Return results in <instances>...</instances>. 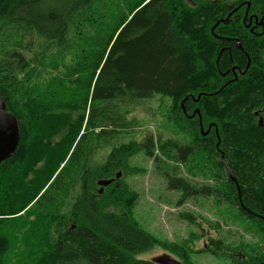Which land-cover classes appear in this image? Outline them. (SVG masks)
<instances>
[{"label": "trees", "instance_id": "1", "mask_svg": "<svg viewBox=\"0 0 264 264\" xmlns=\"http://www.w3.org/2000/svg\"><path fill=\"white\" fill-rule=\"evenodd\" d=\"M190 2L0 0V95L21 131L15 154L0 164V264H155L136 256L158 244L190 254L178 249L186 242H162L134 219L139 194L126 177L141 171L130 160L152 157L154 139L114 144L131 105L155 95L172 98L168 120L197 144L183 145L180 160L205 148L219 171L233 173L238 185L229 177L225 200L264 240V126L256 115L264 109V31L242 24L238 1L234 10L225 0ZM249 3L263 18L264 0ZM249 61L234 80L232 67L244 72ZM171 147L159 142L162 152ZM165 178L182 191L180 202L213 191ZM263 240L261 253L241 248L236 261L264 264Z\"/></svg>", "mask_w": 264, "mask_h": 264}, {"label": "rangeland", "instance_id": "2", "mask_svg": "<svg viewBox=\"0 0 264 264\" xmlns=\"http://www.w3.org/2000/svg\"><path fill=\"white\" fill-rule=\"evenodd\" d=\"M186 1L191 3V0ZM225 1L229 9H233L232 3L238 1L245 11L246 2L249 0ZM229 13L228 11L224 18L228 17ZM183 101L181 106L184 111ZM172 106V98L162 95H155L150 100L131 105L128 109L130 114L126 117L129 126L114 144L131 141L144 143L147 138L154 139L156 149L152 157L140 152L130 160V165L142 172L126 177L130 188L139 194L133 211L134 219L144 230L162 242L175 245L186 242L184 245L188 249H178H183L186 253L190 250V254L185 257L177 251L175 256L165 250L162 244H158L148 252L136 256V259L151 262L165 257L179 264H187L189 260L192 264H240L236 259L243 257L241 248H246L248 253L254 255L261 253L259 249L263 244L262 234L249 230L252 229L251 225L247 218L239 215L235 202L229 204L225 200L229 177L235 176L224 170L219 171L207 154V149L200 148L193 156L188 153L186 162L180 160L182 154L178 148L171 150V147L166 152L161 151L159 142L181 145L180 148L183 145L191 148L197 146L178 126L168 120ZM197 113L199 111L192 113L190 117L197 116ZM110 152V148L98 150L94 155L95 163L103 164ZM156 158L161 159L162 169L160 165L158 168ZM168 173L188 180L193 189L200 192L212 189V196L192 194L189 199L180 202L183 193L179 189L168 187L165 178ZM120 176L123 177V174L118 178ZM97 194L101 195V192ZM13 231L19 233L17 230ZM217 241H221L223 247L216 246Z\"/></svg>", "mask_w": 264, "mask_h": 264}, {"label": "water", "instance_id": "3", "mask_svg": "<svg viewBox=\"0 0 264 264\" xmlns=\"http://www.w3.org/2000/svg\"><path fill=\"white\" fill-rule=\"evenodd\" d=\"M220 1V0H216ZM200 96L198 97V99ZM259 115V113H256ZM259 125H263V120L260 118ZM202 133L206 136L207 133L203 132V128H201ZM21 138L20 124L17 117L7 110V104L3 97L0 95V164L9 160L16 152ZM236 182V178H234ZM110 182H101V187H107ZM161 264H175L171 260L165 258Z\"/></svg>", "mask_w": 264, "mask_h": 264}, {"label": "flooded vegetation", "instance_id": "4", "mask_svg": "<svg viewBox=\"0 0 264 264\" xmlns=\"http://www.w3.org/2000/svg\"><path fill=\"white\" fill-rule=\"evenodd\" d=\"M248 3H249V1H247L246 2V5H245V7H246V11H245V14H244V16H243V19H242V24L243 25H245V26H250L249 27V31H250V33L251 34H255V32L256 31H259V29L261 28L263 31H264V17L263 18H258L257 17V15L256 14H251L250 12H248V10H247V8L249 9V7H250V3H249V5H248ZM229 15H231L230 16V18H225V19H223V21H226L227 20V24L229 23V22H231L232 21V17H233V15H234V11H231L229 14H228V16ZM219 23V22H218ZM240 45V44H239ZM248 63H250V66H251V62L249 61ZM250 68V67H249ZM248 66L246 67V70L243 72L242 70H240V68H239V66H237V65H235V66H233L232 67V69H231V72H233V70L236 72H242L243 74L246 72V71H248ZM235 72H233V74H235ZM229 72H226L225 73V75H227ZM235 79V78H234ZM184 102V101H183ZM186 102V101H185ZM184 104V103H183ZM184 113H186V111L184 110ZM257 113H259V115H257V117H258V120L260 121V118L263 120V125L262 126H264V109L263 110H261L260 112H257ZM260 126V125H259ZM261 127V126H260ZM179 146H181V145H178L177 146V148L180 150V149H184L183 148V146H182V148H180ZM221 157H223V156H221ZM240 204L242 205V202H240ZM165 259V257L164 258H160V259H157V260H154V261H151V262H153V263H155V264H159L160 262H162L163 260ZM175 264H179V263H176V262H174Z\"/></svg>", "mask_w": 264, "mask_h": 264}, {"label": "bare ground", "instance_id": "5", "mask_svg": "<svg viewBox=\"0 0 264 264\" xmlns=\"http://www.w3.org/2000/svg\"><path fill=\"white\" fill-rule=\"evenodd\" d=\"M230 16H231V15H229L228 18H230ZM222 22H223V23H227V20H226V21H222ZM218 25H219V23H216V25L213 27V29H212V31H211L212 34H214V31H215V29L218 27ZM246 27L249 29L250 26L248 25V26H246ZM238 47L241 49V46H240V45H239ZM220 57H221V53H220V55H219V57H218V59H217V64H218V62H219ZM249 67H250V63H248V68H249ZM233 72H235V71L233 70ZM239 74H240V75H243L242 72H240ZM225 76H226V75H225ZM234 77H235L234 80H237V79H238V76H237L236 73L234 74ZM188 98L194 99V96H192V95L187 96V97L184 99V102L187 101ZM201 128H202V127H201ZM201 131H202V130H201ZM235 183H236V186H237V185H238V184H237V180H236ZM99 185H100V184H99ZM102 188H105V187H102ZM238 191H239V190H238ZM239 194H240V191H239ZM159 264H161V263H159Z\"/></svg>", "mask_w": 264, "mask_h": 264}]
</instances>
